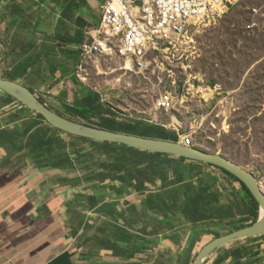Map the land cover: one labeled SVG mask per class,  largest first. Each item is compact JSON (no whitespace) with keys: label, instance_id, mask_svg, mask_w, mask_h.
<instances>
[{"label":"crops","instance_id":"obj_1","mask_svg":"<svg viewBox=\"0 0 264 264\" xmlns=\"http://www.w3.org/2000/svg\"><path fill=\"white\" fill-rule=\"evenodd\" d=\"M106 1L0 0V79L51 107L45 88L77 82ZM43 70L41 81L34 74ZM100 144L53 128L0 91V264H194L207 244L252 222L251 198L220 169L167 157L161 174L129 181ZM238 248L224 245L204 263L235 264Z\"/></svg>","mask_w":264,"mask_h":264},{"label":"rangeland","instance_id":"obj_2","mask_svg":"<svg viewBox=\"0 0 264 264\" xmlns=\"http://www.w3.org/2000/svg\"><path fill=\"white\" fill-rule=\"evenodd\" d=\"M191 38L192 46L176 51L174 63L161 60L156 73H126L124 63L111 58L90 62L81 73L75 68V78L127 122L145 121L178 134L181 141L190 139L192 147L247 170L264 192V0H240L220 19L193 30ZM44 74L36 71L34 76L41 80ZM13 78L21 80L16 73ZM60 82L65 84L46 87L44 98L68 114L59 100L77 94L81 101L88 91L80 94L77 82ZM166 93L174 95L177 108L158 111L157 102ZM163 245L160 249L168 251ZM237 246L264 252V238L228 244ZM250 258L248 253L243 262Z\"/></svg>","mask_w":264,"mask_h":264},{"label":"built area","instance_id":"obj_3","mask_svg":"<svg viewBox=\"0 0 264 264\" xmlns=\"http://www.w3.org/2000/svg\"><path fill=\"white\" fill-rule=\"evenodd\" d=\"M239 1L107 0L99 27L88 32V41L82 47L80 73L90 62L111 58L121 60L126 73H156L161 70V60L174 63L176 51L181 53L192 46L193 30L220 19ZM194 90L191 86L192 94ZM175 108L172 93L160 97L156 107L163 112ZM185 143L191 146L190 140Z\"/></svg>","mask_w":264,"mask_h":264},{"label":"water","instance_id":"obj_4","mask_svg":"<svg viewBox=\"0 0 264 264\" xmlns=\"http://www.w3.org/2000/svg\"><path fill=\"white\" fill-rule=\"evenodd\" d=\"M0 91L8 94L36 114L42 116L53 128L70 136L99 143L125 146L130 149L150 154L185 159L187 161L218 168L237 177L248 188L259 203V219L254 225L245 227L223 237H219L207 244L201 250L194 264H206L204 263L206 258L216 249L224 245L234 241L264 235V193L260 188L258 180L251 173L247 172V170L242 169L223 156L207 153L194 147H188L182 142L174 143L135 137L75 122L52 110L47 104L42 102L34 92L17 82L0 79Z\"/></svg>","mask_w":264,"mask_h":264},{"label":"trees","instance_id":"obj_5","mask_svg":"<svg viewBox=\"0 0 264 264\" xmlns=\"http://www.w3.org/2000/svg\"><path fill=\"white\" fill-rule=\"evenodd\" d=\"M82 40L84 41V38ZM15 80L17 79H14V81ZM77 83L80 84L78 85V87L82 89L80 94L82 93L83 89L87 90L88 94L85 95L81 99V101H76L74 104H70L68 102L62 103L63 107H65V109L67 110L68 114H65L55 109L53 106H51L50 108L55 112H57L58 114H60L61 116H64L70 120H73L81 124L90 125L92 127L100 128L106 131L131 135L135 137L147 138V139L162 140V141H168L174 143L180 142V136L178 134L174 132H170L162 127L153 126L145 121H137L133 123L127 122L126 120H124V117L122 115H120L113 109L106 106L102 102L100 96L97 93H94L88 90L86 87H83L81 82H79L78 80ZM42 102L47 104V102L43 99ZM40 118L46 121L42 116H40ZM100 145L106 147V149L110 148L109 149L110 157L112 158V164L114 169L122 170V171H124L125 169L129 170L127 174L129 181L137 179L139 180L140 183L141 182L144 183V181L147 179L151 180V176H150L151 172L155 169H157L159 174H161V169H160L161 164L159 163L160 161L158 160L167 158V156L164 155L141 152L138 150L127 148L125 146L111 145V144H100ZM180 161L185 162L186 160L180 159ZM141 167L144 169H141ZM222 172L227 176L232 177L236 181H239L237 177L232 176L231 174L223 170ZM240 183L242 184V188L247 192V194L252 200V207L250 208L249 211L250 212L249 218L252 219L251 220L252 222L250 224L248 223L249 226H251L254 225L259 219L260 206L257 200L255 199V197L248 190V188L241 181ZM197 201L198 198L192 201L189 198L187 199V203L189 204V206L193 205ZM198 213H199L198 211H196L195 213V211L192 210L190 219L195 221L198 218ZM217 217L219 223H224V214L222 211L220 212V214L217 212ZM242 228H245V224L243 223H241V225L238 228H236V230H240ZM232 252L236 256L235 264H244V263L264 264V252L260 250L250 251L249 248L247 247H243V248L241 247ZM248 253H251L250 260L243 262V260L247 258ZM229 256L227 254L225 258H228Z\"/></svg>","mask_w":264,"mask_h":264},{"label":"clouds","instance_id":"obj_6","mask_svg":"<svg viewBox=\"0 0 264 264\" xmlns=\"http://www.w3.org/2000/svg\"><path fill=\"white\" fill-rule=\"evenodd\" d=\"M185 140H187V138H185V139H183L182 141H181V139H180V141L183 143V144H185L186 145V143H185ZM188 140H190V139H188ZM191 141V140H190ZM187 146V145H186ZM188 147H192V142H191V146H188ZM168 157V156H167ZM173 158V157H172ZM179 159V158H178ZM201 164V163H200ZM208 166V165H207ZM259 215H260V212H259Z\"/></svg>","mask_w":264,"mask_h":264},{"label":"bare ground","instance_id":"obj_7","mask_svg":"<svg viewBox=\"0 0 264 264\" xmlns=\"http://www.w3.org/2000/svg\"><path fill=\"white\" fill-rule=\"evenodd\" d=\"M128 67H130V66H128ZM261 188V187H260ZM262 190V189H261ZM263 192V191H262ZM264 193V192H263Z\"/></svg>","mask_w":264,"mask_h":264},{"label":"flooded vegetation","instance_id":"obj_8","mask_svg":"<svg viewBox=\"0 0 264 264\" xmlns=\"http://www.w3.org/2000/svg\"><path fill=\"white\" fill-rule=\"evenodd\" d=\"M255 238V237H254Z\"/></svg>","mask_w":264,"mask_h":264}]
</instances>
